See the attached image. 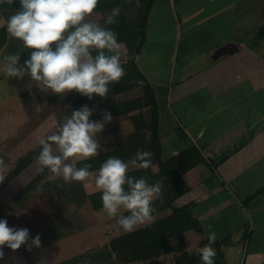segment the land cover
<instances>
[{
    "label": "crops",
    "instance_id": "crops-1",
    "mask_svg": "<svg viewBox=\"0 0 264 264\" xmlns=\"http://www.w3.org/2000/svg\"><path fill=\"white\" fill-rule=\"evenodd\" d=\"M136 63L157 103L163 159L187 165L172 205L201 231L186 235L201 248L215 232L224 264H264V0H151ZM35 173L33 161L0 190V219L32 238L45 221L26 202L8 208ZM35 249L5 247L1 261L28 264Z\"/></svg>",
    "mask_w": 264,
    "mask_h": 264
},
{
    "label": "clouds",
    "instance_id": "clouds-1",
    "mask_svg": "<svg viewBox=\"0 0 264 264\" xmlns=\"http://www.w3.org/2000/svg\"><path fill=\"white\" fill-rule=\"evenodd\" d=\"M14 3L15 0H0V5L11 7ZM99 3L100 0H19V7L6 18V31L25 50L32 51L23 64L19 54L3 56L0 72L7 79L23 80L27 75L42 91L60 96L75 91L89 100L94 95L107 97L110 86L127 74L124 64L132 57L125 54L118 33L111 27L119 22L122 9L114 7L104 16L96 11ZM135 6L140 7L139 0ZM93 112L88 105L72 110L50 134L37 139L35 171H47L48 180L53 182L94 186L101 193L102 212L115 222L116 230L132 232L151 222L153 205L162 195L160 182L149 184L145 177L130 175L133 169L150 168L154 154L138 149L128 161L107 157L96 171H90L91 163L78 167L80 162L107 151L100 142L101 133L113 116L104 111L101 119L93 120ZM9 170L10 163L0 157V183ZM216 240L217 234L210 232L208 243L198 249L201 264H215L217 253L212 245ZM22 245L29 251L40 248L41 237L37 234L32 238L28 228L11 227L7 219H0V260L5 247L15 252Z\"/></svg>",
    "mask_w": 264,
    "mask_h": 264
},
{
    "label": "trees",
    "instance_id": "trees-1",
    "mask_svg": "<svg viewBox=\"0 0 264 264\" xmlns=\"http://www.w3.org/2000/svg\"><path fill=\"white\" fill-rule=\"evenodd\" d=\"M140 7H136V0L127 3L126 0H100L97 12L106 16L112 8L119 6L122 9L118 17V23L111 26L118 33L119 41L125 47V54L132 57L124 64L126 75L119 83H113L110 86L108 96L119 94L123 91L130 90L141 82L142 94L139 97L119 101L106 107V111L111 112L113 117L127 115L133 125V130L115 142L104 145L107 151L101 152L99 156L87 161L80 162L77 166H83L85 163H91L92 169L96 171L100 164L109 156H116L125 161L133 158L138 149H144L152 152V165L148 169H133L130 175L145 177L149 184L160 182L162 185V198L156 200L153 207L158 212H163L161 216L155 217L150 223L141 226L132 232H123L108 239V245L114 254L113 264H128L136 261H146L160 257L172 251L171 238L184 235L186 232H200V224L193 217L192 212L187 207L176 208L172 202L179 195L187 190V186L181 179V174L187 168L183 165L181 157H176L175 161L163 159L160 147V138L158 134V109L153 90L139 71L136 63V57L140 53L145 41V27L147 15L150 9L151 0H139ZM19 7V0L10 7L6 4L0 5V10L6 13V17L12 15L16 8ZM102 22V21H101ZM6 26L0 27V48L4 47L7 42ZM107 96V97H108ZM93 99H102L93 96ZM92 100V99H91ZM85 96H78L75 102L78 104L89 102ZM98 116L93 112L91 119L98 120ZM39 146L35 150L20 157L14 167L6 174L3 183H0V190L17 176L25 167L34 160L38 154ZM45 171L37 174L33 179L12 199V204L26 202L36 187L44 180ZM65 198L68 203L75 208H81L88 205L93 211L102 210L101 193L97 190L87 192L81 182H71L63 185ZM19 206V204H18ZM167 210V211H165ZM57 226L51 232L54 236L47 235L50 242L60 239L57 233ZM49 243V242H48ZM208 241H201L203 247ZM224 241H216L212 246L216 249L215 264H224L223 252L221 249ZM0 264H5L0 260ZM173 264H201L198 255H190L187 251L182 255L176 256Z\"/></svg>",
    "mask_w": 264,
    "mask_h": 264
},
{
    "label": "rangeland",
    "instance_id": "rangeland-1",
    "mask_svg": "<svg viewBox=\"0 0 264 264\" xmlns=\"http://www.w3.org/2000/svg\"><path fill=\"white\" fill-rule=\"evenodd\" d=\"M5 15L6 13L0 10V27L6 21ZM7 38H11L8 33ZM19 47H22L21 42L15 39L7 40L5 46L0 48V66H2L3 56L8 54L21 55L20 64H23L29 58L32 49H28L26 52L25 49L21 50ZM30 83L32 86L29 88ZM141 85L142 83L138 82L130 90L78 104L75 99L80 94L75 91L60 96L42 91L27 75L23 80L7 79L0 72V157L4 156L8 162L11 158L14 163L17 162L16 160L26 155L28 151L35 150L38 147L37 139L50 134L65 116L70 115L72 110L88 105L94 110L96 117L101 119V114L106 111L107 106L139 97L142 94ZM132 130L133 125L129 116L113 117V121L107 124L101 133L100 142L105 146L109 145ZM10 146L12 148L8 149ZM27 149L29 150L27 151ZM37 174L39 173H35V175ZM29 175L31 176V174ZM48 175H45L42 184L36 187L35 192L26 201L27 205L34 210L35 215L37 214L35 217L37 219L40 217L45 221L41 230L37 229L31 233L34 237L37 234L40 235L41 247L35 249L32 257L29 254L32 260L30 259L28 264H39L41 260L46 261V264H113L114 254L107 242L109 237L124 231L116 230L115 222L110 220L106 213L98 219L96 213L91 212L93 210L88 205L75 208L68 203L64 197L65 191L60 188L66 183L63 180L50 181ZM83 186L87 192L96 190L92 185L83 183ZM18 204L20 206L21 203L9 204L8 209L10 210L12 206L19 207ZM162 214L163 212L154 211L153 219ZM57 224L59 226L57 233H59L60 239L50 242V236H54L51 230ZM171 242L172 251L155 258L158 260L152 264H173L175 257L182 255L185 251L190 255H198L199 248L192 236L179 235L171 238ZM13 257L12 255L10 264H19L13 260ZM128 264L149 263L136 261Z\"/></svg>",
    "mask_w": 264,
    "mask_h": 264
},
{
    "label": "built area",
    "instance_id": "built-area-1",
    "mask_svg": "<svg viewBox=\"0 0 264 264\" xmlns=\"http://www.w3.org/2000/svg\"><path fill=\"white\" fill-rule=\"evenodd\" d=\"M158 260V259H157ZM157 260H155V258L154 259H149V260H146L149 264H152V262L153 263H155Z\"/></svg>",
    "mask_w": 264,
    "mask_h": 264
}]
</instances>
